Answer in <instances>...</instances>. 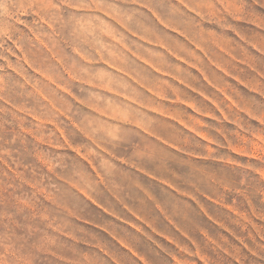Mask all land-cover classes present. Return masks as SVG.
<instances>
[{"label":"rangeland","instance_id":"obj_1","mask_svg":"<svg viewBox=\"0 0 264 264\" xmlns=\"http://www.w3.org/2000/svg\"><path fill=\"white\" fill-rule=\"evenodd\" d=\"M0 264H264V0H0Z\"/></svg>","mask_w":264,"mask_h":264}]
</instances>
